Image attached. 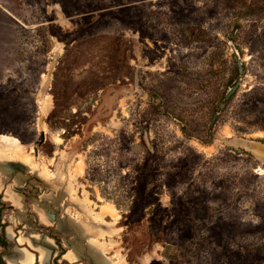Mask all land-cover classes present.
I'll list each match as a JSON object with an SVG mask.
<instances>
[{
  "label": "rangeland",
  "instance_id": "obj_1",
  "mask_svg": "<svg viewBox=\"0 0 264 264\" xmlns=\"http://www.w3.org/2000/svg\"><path fill=\"white\" fill-rule=\"evenodd\" d=\"M3 138L5 264H264V0H0Z\"/></svg>",
  "mask_w": 264,
  "mask_h": 264
},
{
  "label": "bare ground",
  "instance_id": "obj_2",
  "mask_svg": "<svg viewBox=\"0 0 264 264\" xmlns=\"http://www.w3.org/2000/svg\"><path fill=\"white\" fill-rule=\"evenodd\" d=\"M49 106H50V98L47 97L44 101V105L42 108L45 111L46 109H48ZM18 144H19V141L16 138H3L0 140V171H1V166L3 164V161H4V159H3L4 155L3 154L7 155L6 151H10L11 153H13V155L21 157L23 159V155H22V152L19 151L20 149H19ZM30 157H32V156L30 155ZM23 160L25 162V161L29 160V158H24ZM25 163H27V162H25ZM53 177H54V175H53ZM1 183H2V180H0V192L2 191L1 190V186H2ZM67 185L69 186V184L66 183V186ZM6 196H8V200L11 202V204L13 206L17 207L20 205L19 199L13 193L9 192V194H6ZM34 208L37 211V213L39 214L41 222H45V223L49 222L50 215L52 214L51 210H53V209H49V207H47V206H44L43 208H41V207L39 208L38 206H35ZM102 213L106 214L107 212L105 210H102ZM7 236L9 238H11L13 236V233L10 229L7 230ZM36 250L38 252V259H39V260H37V261H39L38 264H48L49 259H50V251L47 248H44L41 246L36 248ZM73 254H74V256L79 257L75 252ZM33 258L34 257L32 256V254H28L26 252H19L16 257L5 256V261L7 262V264H15V263L32 264V263H34V259H35V258L34 259Z\"/></svg>",
  "mask_w": 264,
  "mask_h": 264
},
{
  "label": "water",
  "instance_id": "obj_3",
  "mask_svg": "<svg viewBox=\"0 0 264 264\" xmlns=\"http://www.w3.org/2000/svg\"><path fill=\"white\" fill-rule=\"evenodd\" d=\"M234 56H235V58H237V55H236V54H235ZM235 88H236V86L230 88V89L227 91V93H226V95H225V100L228 99V97L231 95V93L233 92V90H234ZM51 217H52L53 219H55V216H54V215H51Z\"/></svg>",
  "mask_w": 264,
  "mask_h": 264
},
{
  "label": "trees",
  "instance_id": "obj_4",
  "mask_svg": "<svg viewBox=\"0 0 264 264\" xmlns=\"http://www.w3.org/2000/svg\"><path fill=\"white\" fill-rule=\"evenodd\" d=\"M0 264H5V262L2 260L1 256H0Z\"/></svg>",
  "mask_w": 264,
  "mask_h": 264
},
{
  "label": "flooded vegetation",
  "instance_id": "obj_5",
  "mask_svg": "<svg viewBox=\"0 0 264 264\" xmlns=\"http://www.w3.org/2000/svg\"><path fill=\"white\" fill-rule=\"evenodd\" d=\"M36 264V263H35Z\"/></svg>",
  "mask_w": 264,
  "mask_h": 264
}]
</instances>
